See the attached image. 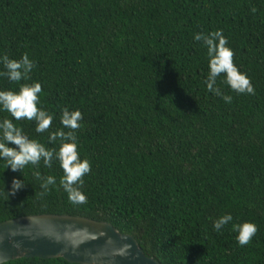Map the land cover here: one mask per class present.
<instances>
[{
    "label": "trees",
    "instance_id": "trees-1",
    "mask_svg": "<svg viewBox=\"0 0 264 264\" xmlns=\"http://www.w3.org/2000/svg\"><path fill=\"white\" fill-rule=\"evenodd\" d=\"M216 30L254 95L232 91L224 74L215 86L231 103L207 90V48L194 36ZM25 53L35 63L28 78L0 76V91L40 83L37 106L52 125L37 133L35 121H17L2 106L0 121L58 150L49 134L69 131L62 109L79 110L77 150L91 164L80 188L87 202L69 201L58 160L13 172L0 158V222L80 216L133 236L160 264H264V0H0V58ZM48 176L56 182L41 196ZM14 178L24 187L7 198ZM226 214L233 220L214 230ZM242 222L258 228L246 246L232 230Z\"/></svg>",
    "mask_w": 264,
    "mask_h": 264
},
{
    "label": "clouds",
    "instance_id": "clouds-1",
    "mask_svg": "<svg viewBox=\"0 0 264 264\" xmlns=\"http://www.w3.org/2000/svg\"><path fill=\"white\" fill-rule=\"evenodd\" d=\"M252 12L256 9L253 7ZM196 41H202L207 48L209 57V74L205 81L207 90L221 97L225 103H231L230 95L222 94L217 88L216 80L221 74L225 75V80L229 88L237 94L254 95V87L250 78L239 71L234 63V52L227 46L228 40L224 37L222 30H216L207 34H196ZM6 71L0 72V76L7 77L10 81L19 82L27 79L28 74L35 67L28 54L25 53L20 60L9 59L7 55L0 58ZM42 91L40 83L21 84L18 92L11 90L0 91V106L3 110L17 121L26 119L36 122V132H46L52 125L53 115L47 111L38 108L39 94ZM61 124L69 129L68 132L57 130L49 134V143L59 140V149H48L43 144L34 139H29L23 134L21 128H18L10 119L0 121V158L6 161V167L13 172L22 170L25 166L31 164L37 166L43 161L46 167L51 168L53 160H58L63 170V178L60 183L68 199L74 204H83L87 202V197L80 188L83 185V177L91 171L90 162L81 160L77 150L76 131L80 129L79 123L82 119V113L79 110L69 111L62 109ZM8 144L15 147H8ZM35 177L41 179L40 173L35 172ZM55 177L48 176L43 178L40 187L43 191L41 196L47 195L50 185L55 184ZM24 187L22 180L13 179L11 190L6 193L8 196H14L16 192ZM233 220L230 214L223 215L213 222V228L220 231L225 225ZM232 230L237 233L236 240L240 246L248 245L256 235L258 228L252 222H242L232 224ZM126 249L130 246L125 245Z\"/></svg>",
    "mask_w": 264,
    "mask_h": 264
},
{
    "label": "water",
    "instance_id": "water-1",
    "mask_svg": "<svg viewBox=\"0 0 264 264\" xmlns=\"http://www.w3.org/2000/svg\"><path fill=\"white\" fill-rule=\"evenodd\" d=\"M20 258H62L74 264H160L144 254L133 236L118 232L108 222L53 214L0 222V264Z\"/></svg>",
    "mask_w": 264,
    "mask_h": 264
}]
</instances>
